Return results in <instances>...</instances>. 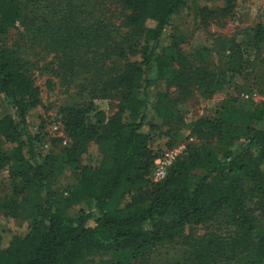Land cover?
Masks as SVG:
<instances>
[{
    "label": "trees",
    "instance_id": "1",
    "mask_svg": "<svg viewBox=\"0 0 264 264\" xmlns=\"http://www.w3.org/2000/svg\"><path fill=\"white\" fill-rule=\"evenodd\" d=\"M223 1L227 14L232 0ZM95 3L0 0V96L10 106L0 119V171L8 170L9 184L1 209L4 217L27 223L24 236L0 234V264H137L186 230L187 252L166 264H264V101L251 99L262 96L261 89L230 99L193 122L191 134L201 143L187 146L166 178L152 183L154 160L174 144L146 117L151 106L165 124L173 118L165 94L157 95L154 105L149 100L154 83L150 65L161 52V35L175 32L173 22L189 10V0H120L127 14L122 22L126 32L118 37L97 22ZM17 25L30 42L60 56L68 71L100 45L110 44L107 55L120 61V70L108 78L97 73L99 83L92 86L99 98L116 101L104 121H94L90 103L58 109L67 142L57 154H41L40 134L28 131L29 114L41 106L40 90L31 65L6 44ZM252 42L264 43V24L253 30ZM175 47L176 42L158 67L166 87L223 90L221 73L177 56ZM135 57L139 60L129 61ZM231 67L226 72L239 73L243 64ZM161 138V147L156 146ZM91 146L98 164L81 165L79 157ZM67 170L76 182L58 191ZM81 203H88L89 211L71 216ZM198 227L207 229L199 236L193 233Z\"/></svg>",
    "mask_w": 264,
    "mask_h": 264
},
{
    "label": "rangeland",
    "instance_id": "2",
    "mask_svg": "<svg viewBox=\"0 0 264 264\" xmlns=\"http://www.w3.org/2000/svg\"><path fill=\"white\" fill-rule=\"evenodd\" d=\"M75 4L81 5L79 2ZM224 6L223 0H189V10L173 22L175 32L173 34L164 32L158 42L161 52L156 53L150 65L154 83L148 95L154 105L155 97L165 94L166 106L173 118L165 124L154 114L151 106L146 111V117L159 128L160 133H167L173 138L174 147L200 144L201 141L192 136L190 125L207 116L209 112L228 104L230 99H240L242 94H247L258 86L262 96L256 97L258 101H264V43L256 46L252 42L253 30L264 24V0H232V9L227 14L223 12ZM202 11H205L204 16ZM126 14L120 0H97L94 4L95 19L112 29L111 36L118 37V34L126 32L122 27ZM28 37L29 35L17 25L9 30L5 41L8 47H16L20 60L31 65V78L40 90L41 106L29 114L28 131L31 136L40 134L37 150L41 154L48 150L57 154L64 146L62 143L52 141L55 139L53 127L58 126L62 130L56 116L58 109L90 103L93 107L94 121H104L114 112L116 101L113 98H99L101 95L95 93L92 86L99 83L95 80L97 73H104V78H108V73L113 74L118 68L120 70V61L107 55L110 53V44L100 45L101 48L94 47V51L91 50L93 53L88 56L79 57L80 61L76 63L73 72L68 71L69 66L65 68L61 66L60 56L56 58L50 48L47 49L38 42H30ZM174 42L176 47L172 52L177 56H186L193 65H205L208 70L221 73L224 85L221 92L210 93L205 88L192 86L188 88L189 90L166 87L162 70L158 67L162 57L167 55ZM137 60L138 57L129 59ZM240 62L243 68L239 73L226 72V69L232 68V63ZM83 87L86 91L82 90ZM9 112L8 102L0 96V119ZM163 142L164 139L161 138L156 146L161 147ZM79 162L90 167L98 164L99 157L93 146L90 147L89 153L79 157ZM262 171L264 172V167ZM7 173V169L0 171V234L10 231L24 236L27 223L4 217L2 213L1 205L9 192ZM203 174L197 172L198 176ZM75 182L74 176L67 170L58 182L56 190L60 191ZM89 207L88 203H81L71 209L69 214L75 217L79 211H89ZM206 229L198 227L193 233L200 236ZM188 235L189 231L186 230L181 238L157 248L137 264H166L177 261L188 250L185 240L187 238H184ZM100 259L108 260L109 257L102 256Z\"/></svg>",
    "mask_w": 264,
    "mask_h": 264
},
{
    "label": "built area",
    "instance_id": "3",
    "mask_svg": "<svg viewBox=\"0 0 264 264\" xmlns=\"http://www.w3.org/2000/svg\"><path fill=\"white\" fill-rule=\"evenodd\" d=\"M243 98L247 99L248 96L243 95ZM251 99L254 102H258V98L255 94L251 96ZM53 134L55 135V139H61L62 144L66 145L67 140L63 136V132L60 127L54 126ZM185 149L186 146L173 147L156 158L154 160L152 172L150 175L151 182L154 184L162 182L166 178L170 167L183 155Z\"/></svg>",
    "mask_w": 264,
    "mask_h": 264
}]
</instances>
